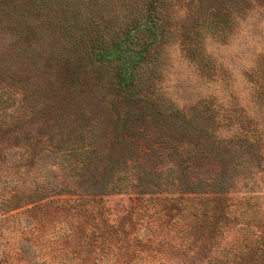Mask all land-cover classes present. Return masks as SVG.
Returning <instances> with one entry per match:
<instances>
[{
    "label": "trees",
    "instance_id": "1",
    "mask_svg": "<svg viewBox=\"0 0 264 264\" xmlns=\"http://www.w3.org/2000/svg\"><path fill=\"white\" fill-rule=\"evenodd\" d=\"M184 2L178 22L173 0H0L2 220H42L70 197L123 196L161 205L151 214L181 249L202 241L193 259L264 264V213L247 204L264 207V193L232 187L264 173V121L225 101L233 83L218 78L202 43L206 33L228 44L251 0L175 1ZM174 47L193 76L177 83V100L162 87ZM243 75L253 105L264 106V65ZM97 86L113 94L106 111L91 103ZM132 210L103 225L101 239L119 250ZM235 225L240 240L214 251Z\"/></svg>",
    "mask_w": 264,
    "mask_h": 264
},
{
    "label": "rangeland",
    "instance_id": "2",
    "mask_svg": "<svg viewBox=\"0 0 264 264\" xmlns=\"http://www.w3.org/2000/svg\"><path fill=\"white\" fill-rule=\"evenodd\" d=\"M175 1L178 0H173L175 19L179 22L184 20L185 16L186 20V12L183 9L185 2L178 7ZM247 10L239 20L238 28L235 29L228 44L223 45L214 41L206 33L203 35L202 43L205 51L221 67L218 78L222 80L223 74L227 73L233 83L234 89L231 91L228 88L226 91L230 90L234 98L229 100L225 96V101L237 102L246 112H255L254 117L264 121V106L253 105L251 85L246 83L243 75L244 71L251 67L264 65V0H251ZM179 55L175 47L168 49L167 57L170 63L162 86L167 95H171L176 100L179 93L176 92L177 83L181 80L193 79L190 71L177 62ZM258 70L261 72V69ZM113 100L110 89L106 86L99 89L97 86L91 103H95L94 101L101 103L102 109H105L103 111H106ZM106 118L100 117L98 120ZM3 152L1 151V154ZM5 158L11 160L8 156ZM55 172L61 177L59 171ZM263 176L264 173L261 172L245 182L238 179L239 181L237 180L238 182H235L232 187L235 190L240 189L239 194L243 196L261 197L264 193ZM65 185L76 193L86 192L74 187L73 181H65ZM70 198H72L70 202L62 203L60 211L53 207L48 209L42 220L23 215H20L18 220H2L4 215H0V264H209L212 262V259L192 258L197 256L195 249L204 245L202 241H196L195 246L187 251L179 247V241L171 230L167 228L159 230L158 223L151 214L161 206L157 203L144 202L142 206V201L139 202L136 199L129 201L123 196H103L99 201L84 203L76 201V197ZM262 200L261 198L248 199L247 204L253 205V208L259 204L258 210L264 213V207L260 203ZM245 204L246 202L243 203ZM133 205L136 208L132 210ZM128 208L133 214L128 222L126 219L127 237L124 242H121L123 246L118 250L113 242L106 241L109 238L102 240L99 234L106 229L103 228L106 223L116 226L121 213ZM164 221L171 220L164 218ZM238 226L240 225L223 231L221 239H217V242L212 245L214 251L228 247L236 238L240 240L241 235L235 231ZM78 229L86 235L84 239H79Z\"/></svg>",
    "mask_w": 264,
    "mask_h": 264
}]
</instances>
